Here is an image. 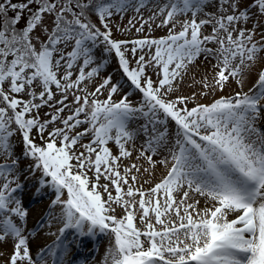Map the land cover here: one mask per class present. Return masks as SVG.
<instances>
[{"label":"snow or ice","instance_id":"obj_1","mask_svg":"<svg viewBox=\"0 0 264 264\" xmlns=\"http://www.w3.org/2000/svg\"><path fill=\"white\" fill-rule=\"evenodd\" d=\"M0 264H264V0H0Z\"/></svg>","mask_w":264,"mask_h":264},{"label":"rangeland","instance_id":"obj_2","mask_svg":"<svg viewBox=\"0 0 264 264\" xmlns=\"http://www.w3.org/2000/svg\"><path fill=\"white\" fill-rule=\"evenodd\" d=\"M131 15V14H129ZM145 15H147V13H145ZM127 20H128V16H125L124 18V23H127ZM114 33H115V30H114ZM164 33L161 32V31H157L156 32V35H163ZM115 36L116 38H124L122 37L119 33H115ZM116 68V64H115V60L113 59L111 65L109 66L108 68V72H112L114 71V69ZM115 78H119V73H116V77ZM254 77L251 78L248 83L245 85V91H247V89L249 87H251L252 83L254 82ZM187 81L185 83V86L183 87L182 91L184 94H189L191 91H193L194 89L193 88H189L187 86ZM235 87V85H231L226 91L225 95H227L229 92L232 91V89ZM134 91V90H133ZM219 95V94H218ZM131 99L135 102L136 100L139 99V95L136 94V95H133L131 97ZM203 102H208L207 100L203 101ZM21 149L20 148H17V152H19ZM28 161H23L21 163V167H25L27 165ZM21 179H23V177H21ZM25 192H26V195H25V204L28 205L29 209H30V216H29V227H32L33 224L36 223V221L39 219L40 215L43 213L44 209L46 208L47 206V203H48V199L45 198V199H41V200H36V199H32L30 202H29V198H28V193L30 192V186L28 188L25 189ZM53 231L56 230V228L54 227L52 229ZM54 239V237H42L41 240L39 241V243L41 245L45 244V243H50L51 240ZM107 238H101L100 240V244H99V255H97V259L100 258L101 255H103L104 251H105V246L107 245ZM90 248V245H88L87 248H85L83 250V255L81 256H89L90 255V252H89V249ZM4 250L6 252H10L11 251V247L10 245H5L4 246ZM34 250H35V245H34ZM75 252V250H73ZM86 251V252H85Z\"/></svg>","mask_w":264,"mask_h":264},{"label":"trees","instance_id":"obj_3","mask_svg":"<svg viewBox=\"0 0 264 264\" xmlns=\"http://www.w3.org/2000/svg\"><path fill=\"white\" fill-rule=\"evenodd\" d=\"M13 2H16V0H13ZM9 15L11 16V15H12V13L10 12V13H9Z\"/></svg>","mask_w":264,"mask_h":264}]
</instances>
